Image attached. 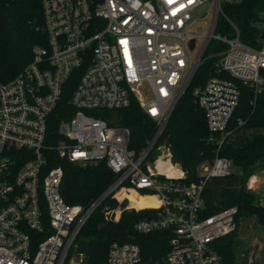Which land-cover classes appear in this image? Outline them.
<instances>
[{"label":"built area","instance_id":"2783aa9c","mask_svg":"<svg viewBox=\"0 0 264 264\" xmlns=\"http://www.w3.org/2000/svg\"><path fill=\"white\" fill-rule=\"evenodd\" d=\"M243 1L42 0L47 44L33 47L15 77L0 80V264H83V255L72 258L76 239L108 197L118 201L105 206L108 221L124 210H153L134 229L163 231L169 264H224L217 241L236 229L238 209L207 214L204 189L211 178L231 173L221 147L240 102L238 81L256 95L264 85V29L251 46L224 13V4ZM212 42L217 73L195 96L216 151L198 166L199 180L188 183L161 136ZM80 69L70 98L76 111L60 120L55 138L52 115ZM133 99L156 124L140 146H132L130 128L97 111L125 108ZM52 151L83 165L103 161L115 179L88 206L69 203L61 192L63 167L48 166ZM131 193L151 199L138 206ZM141 260L138 243L113 241L106 264Z\"/></svg>","mask_w":264,"mask_h":264},{"label":"trees","instance_id":"16d2710c","mask_svg":"<svg viewBox=\"0 0 264 264\" xmlns=\"http://www.w3.org/2000/svg\"><path fill=\"white\" fill-rule=\"evenodd\" d=\"M262 12L264 0L224 4V13L239 27L242 40L251 46H256L260 38L261 28L258 23ZM220 21V24L224 23L223 18ZM37 44H47L42 0H0V80L15 77L32 59L33 47ZM215 44L216 42H212L207 49L202 64L196 70L161 136L173 147L174 160L181 162L187 171L188 183L199 180L198 165L212 158L216 151V145L208 140L210 132L205 112L195 96V90L203 87L208 78L217 73L216 62L219 57L211 54ZM80 71L82 69L76 71L64 85L61 99L52 115L51 133L55 138L59 137L60 120L69 119L76 111L70 98ZM262 73L264 74V69ZM238 83L241 88L240 102L228 127L231 133L221 147V154L231 159L233 165L240 167L242 172L213 177L204 189L203 211L207 214L232 206L238 209L235 216L236 229L217 241L224 264H238V239L235 232L243 218L255 217L264 229V204L258 195L247 189L248 179L255 168L264 165V85L256 95L249 85L240 81ZM97 111L105 112L103 116L110 122L112 118H116L119 123L130 128L132 146L133 143L139 146L144 144L156 130L154 120L136 99L125 108ZM239 118L244 121L242 124L239 123ZM51 153L54 158L48 166L63 167L61 192L69 203L88 206L115 179L114 172L103 161L83 165L60 158L54 151L49 155ZM117 203L116 199H105L83 226L72 252L76 248L82 252L84 264H106L109 246L113 241H130L141 246L142 260L139 264H169L166 261L169 246L164 232L139 233L134 229L135 223L149 216L153 210H124L118 221L106 220L105 206ZM65 264H69V259Z\"/></svg>","mask_w":264,"mask_h":264},{"label":"rangeland","instance_id":"374dc122","mask_svg":"<svg viewBox=\"0 0 264 264\" xmlns=\"http://www.w3.org/2000/svg\"><path fill=\"white\" fill-rule=\"evenodd\" d=\"M260 16L261 18L259 20L258 26L263 30L264 12H262ZM201 41L202 39L199 40L198 46L200 45ZM236 145H238V142H236ZM230 161L231 173L235 172L237 174H241L242 169L238 166H234L231 159ZM247 189L258 195L262 204H264V165H258L255 168L253 174L248 179ZM130 198L134 204H137L135 197ZM235 235L238 239L236 246L238 264H264V229L256 220V218L253 216L243 218L240 226L235 232ZM81 255L84 256V254L77 248L74 250V252H72L73 260H78L79 256ZM251 257L252 260L250 261ZM69 264L74 263H72L71 260Z\"/></svg>","mask_w":264,"mask_h":264},{"label":"bare ground","instance_id":"6f19581e","mask_svg":"<svg viewBox=\"0 0 264 264\" xmlns=\"http://www.w3.org/2000/svg\"><path fill=\"white\" fill-rule=\"evenodd\" d=\"M129 197H135L137 202L136 205L138 206L146 205L147 203H149L148 200L151 199V197H142L137 193H131Z\"/></svg>","mask_w":264,"mask_h":264},{"label":"water","instance_id":"95a60500","mask_svg":"<svg viewBox=\"0 0 264 264\" xmlns=\"http://www.w3.org/2000/svg\"><path fill=\"white\" fill-rule=\"evenodd\" d=\"M262 37H264V31H263V33H262V35H261ZM194 44H195V39H193L192 41H191V46L193 47L194 46Z\"/></svg>","mask_w":264,"mask_h":264}]
</instances>
